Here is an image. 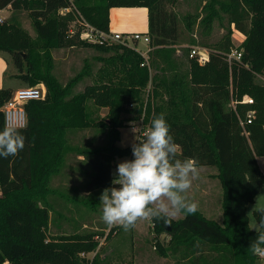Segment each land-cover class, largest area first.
Masks as SVG:
<instances>
[{"label": "trees", "instance_id": "16d2710c", "mask_svg": "<svg viewBox=\"0 0 264 264\" xmlns=\"http://www.w3.org/2000/svg\"><path fill=\"white\" fill-rule=\"evenodd\" d=\"M175 1L75 0L83 16L107 32L111 8H148L147 35L154 49L146 65L133 46L89 44L69 36L75 16L59 13L70 5L69 0H0V10L28 11L37 34L33 38L16 20L0 23V54L11 55L17 78L29 87H46L42 100L25 104L28 123L20 129L26 137L24 149L16 156L0 158V264H100L97 237L105 232H78L81 224L75 216L70 221L75 222L76 231L49 237L51 212L58 214L54 198L62 197L52 184L67 167L69 156L78 154L91 172H85L82 187L86 199L70 201L97 211L103 190L112 187L117 159L132 152L130 147L118 146L121 129L143 116L150 127L160 113L165 114L170 134L180 146L178 158H195L198 167L216 170L223 212L222 223L200 210L170 224L152 219L157 236H170L162 254L193 264H261L248 251L257 233L250 226L247 207L264 187L258 163L264 157V0H210L220 4L230 25L245 40L236 47L230 28L210 48L208 62L200 64L191 57L185 72L177 68L172 58L175 50L170 49L180 39L178 18L169 9ZM77 46L94 48L99 67L94 71L85 60L82 70L63 85L53 74V51ZM234 49L242 53L239 62L228 60ZM163 63L173 70L171 76L161 75ZM87 78L91 82L76 91ZM14 90L0 88V130L5 126L1 108ZM245 94L254 98L256 118L242 126L230 103ZM103 108L108 112L101 118ZM248 108L239 106L243 118ZM94 128L98 131L88 144L72 143L78 132ZM254 217L259 221L260 214ZM100 228L106 230L107 225Z\"/></svg>", "mask_w": 264, "mask_h": 264}, {"label": "rangeland", "instance_id": "374dc122", "mask_svg": "<svg viewBox=\"0 0 264 264\" xmlns=\"http://www.w3.org/2000/svg\"><path fill=\"white\" fill-rule=\"evenodd\" d=\"M169 9L176 14L180 30L178 44L170 48L175 50L172 58L175 60L177 68L184 72L188 69V59L192 57V48L199 47L209 51L212 46L228 33L230 28L232 29L231 38L236 47L240 46L245 40V36L230 25L227 13L222 10L220 4H212L210 0H176L169 5ZM0 18H3L4 22L16 20L33 38L37 35L32 19L28 11L24 9L19 11L4 9L0 11ZM192 39L194 40L193 43L190 42ZM138 44H132V46L138 49V51L147 50L144 42H139ZM4 55L7 58L9 66L7 71L8 87L13 89L29 87L25 82L17 78L18 72L12 64L11 55L7 53H4ZM97 55L98 52L94 48L84 46L65 47L54 50L55 66L53 74L65 85L82 70L85 60L91 62L94 71H96L99 63L95 61L94 57ZM162 67L164 70H161V75L166 77L171 76L173 70H170L164 63L161 65ZM152 73H154V69ZM90 82L91 79H85L79 84L76 91H83L86 84ZM163 95L166 100L167 95L165 93ZM107 112L108 110L103 108L100 113L101 118H104ZM97 131L98 129L94 128L86 132H78L72 138V143L82 147L96 136L95 132ZM120 137L118 146L121 148H132V145L136 143L137 136L130 126L121 129ZM125 160H127L126 157L117 159L118 163ZM258 160L264 171V157H259ZM88 166L84 162L83 157L73 154L69 156L67 167L63 173L54 179L53 188L58 190L62 197L58 196L54 198V210L58 214L53 211L51 212V222L48 228L49 237L76 231L75 222L73 220L70 221V218L75 216L76 220L81 224L80 229L77 230L78 232H105L106 235L103 237H97L100 240L98 249L101 260L100 264H193L188 260L180 261L177 257L162 254V250L169 244L170 236L165 233L157 236L152 220L138 221L136 226L128 231H125L120 226H113L111 228L107 226V229L102 231L100 227H103L105 223L102 220L101 203L97 211H89L83 203L70 201L72 198H78V200L86 199L82 187L87 180L85 172H91V168ZM198 169L199 177L193 181L192 187L186 193L187 198L190 201L197 202L199 205L198 210L203 212L207 217L222 223V211L219 208L220 193L222 196V192H220L221 187L219 188L220 183L219 181L217 183L209 175L214 173L215 169L208 167H198ZM256 204L258 207H264V187L254 202L250 203L247 207L251 228L256 219L254 213H249L252 212ZM59 212H62L61 218ZM183 216L184 214H181L174 218V220H179ZM108 234H110V238L107 239ZM123 235L127 236L124 240L118 239ZM112 248H115L113 253L110 252ZM205 251L207 254H212L207 248ZM260 263L263 264L264 261L260 260Z\"/></svg>", "mask_w": 264, "mask_h": 264}, {"label": "clouds", "instance_id": "9594fccd", "mask_svg": "<svg viewBox=\"0 0 264 264\" xmlns=\"http://www.w3.org/2000/svg\"><path fill=\"white\" fill-rule=\"evenodd\" d=\"M23 127L5 123L0 130V158L16 156L24 149L26 137L20 131ZM143 137L132 145L134 159L117 165L113 186L105 188L100 196L102 220L109 228L120 226L128 231L138 221L152 219L170 224L177 216L194 215L198 210V203L186 195L199 177L198 161L178 158L180 146L170 134L164 113L154 116ZM252 213L260 217L253 223L257 236L248 251L264 257V207L256 204L249 214Z\"/></svg>", "mask_w": 264, "mask_h": 264}, {"label": "built area", "instance_id": "2783aa9c", "mask_svg": "<svg viewBox=\"0 0 264 264\" xmlns=\"http://www.w3.org/2000/svg\"><path fill=\"white\" fill-rule=\"evenodd\" d=\"M70 5L63 7L59 10V13L62 16H67L70 13H73L75 16L74 21H72L68 35L69 36H79L81 40L89 44H111L114 42L122 43L124 45L132 46L134 43L144 42L150 44V37L148 35H143L141 33H111L110 31H103L98 29L96 26L91 24L80 12L75 0H69ZM4 19L0 18V23H3ZM138 51V49H137ZM152 51L151 47H148L146 51H138L145 58V64L149 65L148 58L149 53ZM191 56L197 57L200 64H204L209 61V51L199 47H194L191 50ZM242 53L234 49L231 53L228 54L229 62L232 61H241ZM143 63V65H145ZM45 97V86L40 84L34 87H24L15 89L11 99L1 108V111L4 114V123H7L10 126H20L24 125L23 128L27 126L28 116L25 109V104L34 101L42 100ZM255 103L254 98L249 95H244L241 99L232 98L230 106L231 109L237 114L239 122L242 126L246 124H251L256 118V110L252 108V105ZM246 105L249 106L248 110L245 113L243 118L239 112V106ZM133 125L135 129L133 130ZM130 127L136 134V143L142 140L143 131L146 130L149 125L144 123L143 118L131 121ZM22 129V128H21ZM127 160L134 159L133 154L126 157ZM112 170L113 179L117 178V165ZM113 186V185H112ZM119 187V185H115ZM261 261H264V257L258 256ZM264 264V263H263Z\"/></svg>", "mask_w": 264, "mask_h": 264}, {"label": "crops", "instance_id": "0c3cea01", "mask_svg": "<svg viewBox=\"0 0 264 264\" xmlns=\"http://www.w3.org/2000/svg\"><path fill=\"white\" fill-rule=\"evenodd\" d=\"M9 9L10 7L6 8V10H9ZM0 11H3V10H0ZM109 19H110L109 30L111 33H141L143 35H147V33L149 32V11H148V8L146 7H113L109 11ZM138 43H135L133 45H136ZM146 46H147V49L148 47H150V45L148 44H146ZM8 67L9 66L7 63V58L5 57L4 54L1 53L0 54V88L8 87V80L6 76ZM258 163H259V160H258ZM260 168L262 170L261 166ZM210 169H214V168H210ZM262 172L264 174L263 170ZM216 174L217 173L214 170V173L209 174V175H211V178H213V180H216L218 183L219 180L217 179ZM220 187L221 186H219V188ZM203 191L206 193L205 190ZM220 192H222V189ZM219 208L222 211L221 193H220V207ZM222 218H223V215H222ZM126 237H127L126 235H123L121 236V238H118V239L124 240ZM114 250L115 248H112L110 252L113 253Z\"/></svg>", "mask_w": 264, "mask_h": 264}]
</instances>
